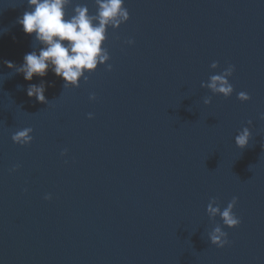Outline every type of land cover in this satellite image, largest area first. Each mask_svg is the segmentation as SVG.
I'll use <instances>...</instances> for the list:
<instances>
[{"label": "water", "instance_id": "95a60500", "mask_svg": "<svg viewBox=\"0 0 264 264\" xmlns=\"http://www.w3.org/2000/svg\"><path fill=\"white\" fill-rule=\"evenodd\" d=\"M78 4L97 11L70 0L67 17ZM124 7L109 61L64 87L7 67L42 45L17 22L27 0H0V264H264V0ZM229 66L233 93L214 94L210 77ZM42 79L48 104L26 93ZM26 128L32 141L14 142ZM233 198L230 228L207 207Z\"/></svg>", "mask_w": 264, "mask_h": 264}, {"label": "clouds", "instance_id": "9594fccd", "mask_svg": "<svg viewBox=\"0 0 264 264\" xmlns=\"http://www.w3.org/2000/svg\"><path fill=\"white\" fill-rule=\"evenodd\" d=\"M69 2L70 0H27L31 10L25 11L17 22L22 25L25 34H34V40L42 47L38 52L26 53L19 67L11 61H5L7 67L22 73L24 80L32 81L34 76L43 78L51 71L64 81V87L69 85L79 87L81 77L87 80L85 73H91L98 65L109 61V52L103 47L107 39V28L109 26L119 28L129 19L124 0H96L97 11L94 15L89 14L87 5L78 4L75 15L70 18L65 11ZM127 43L132 44L134 41L128 40ZM217 67L216 62L211 64L212 69ZM108 69L111 70L110 64ZM233 70V67L229 66L223 73L212 75L206 86L214 94L220 93L229 97L234 91L228 80ZM46 87L43 79L39 84L30 83L26 89L27 96L34 97L39 103L48 104L49 101L45 96ZM90 99H95V96H91ZM238 99L247 101L250 97L245 92H240ZM204 102L208 104L210 99ZM89 118H92V114H89ZM31 132V128L20 130L12 136V140L20 145L29 144L33 139ZM250 136L249 128L245 127L235 136L236 145L240 148L246 147ZM50 198L45 196V199ZM214 202L215 200L210 202L207 207L210 214L214 216L219 213L227 227H237L240 224V219L233 212L236 198H233L223 211L218 206L212 207ZM209 239L218 247H224L229 242L227 233L221 227L214 228Z\"/></svg>", "mask_w": 264, "mask_h": 264}]
</instances>
